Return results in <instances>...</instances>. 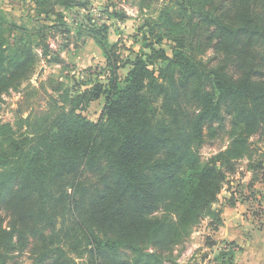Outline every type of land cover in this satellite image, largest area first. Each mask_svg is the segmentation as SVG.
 Wrapping results in <instances>:
<instances>
[{
    "label": "trees",
    "instance_id": "1",
    "mask_svg": "<svg viewBox=\"0 0 264 264\" xmlns=\"http://www.w3.org/2000/svg\"><path fill=\"white\" fill-rule=\"evenodd\" d=\"M32 2L48 12V0ZM176 2L187 23H172L168 6L160 15L173 28L171 54L150 29L133 59L97 38L106 83L63 95L53 115L22 119L23 134L0 121V264L32 240V264H162L212 214L264 129V0ZM37 33L0 10V100L29 78L36 50L48 54ZM103 95L97 122L77 111ZM226 122L228 146L202 161L199 145ZM161 208L173 216H155Z\"/></svg>",
    "mask_w": 264,
    "mask_h": 264
},
{
    "label": "rangeland",
    "instance_id": "2",
    "mask_svg": "<svg viewBox=\"0 0 264 264\" xmlns=\"http://www.w3.org/2000/svg\"><path fill=\"white\" fill-rule=\"evenodd\" d=\"M165 6L169 7L172 23H187L189 12L180 8L176 0H71L68 6L61 4V0H48L44 5L48 12L43 9L38 12L32 0H0V10L5 11L10 20L38 32L35 37L48 50L47 55L41 49L36 50L37 59L29 78L1 98V123H10L18 134H23L27 127L22 119L44 113L53 115L65 106L63 95H80L97 82L106 83L110 68L97 38L103 42L105 37L110 45H115L123 60L133 59L135 52L142 49L144 32L150 29L164 35L161 45L171 54L169 46L173 43L167 35L174 33L173 28L162 27L164 17H160ZM58 13L63 17H58ZM204 59H212V64L218 61L212 50L205 52ZM128 69L127 66L120 69L121 77ZM104 104L103 95L79 105L77 111L97 122ZM229 134L227 123L225 129H219L214 136L208 135L198 148L202 161L207 162L224 150ZM263 163L264 129L250 139L248 157L237 161L234 172L228 174L219 200L212 206V214L204 217L183 242L164 251L162 264H237V243L221 239L224 231L221 211L225 206L233 207L239 200L247 207L246 215L254 216L262 211L259 215L264 216ZM218 211L221 222L215 215ZM1 214L6 224L8 217L4 211ZM166 215L173 216L165 208L155 213L158 217ZM34 246L32 240L27 248H16L6 264H32ZM76 261L91 264L87 256H77Z\"/></svg>",
    "mask_w": 264,
    "mask_h": 264
},
{
    "label": "crops",
    "instance_id": "3",
    "mask_svg": "<svg viewBox=\"0 0 264 264\" xmlns=\"http://www.w3.org/2000/svg\"><path fill=\"white\" fill-rule=\"evenodd\" d=\"M238 201L221 211L224 230L221 239L237 243V264H264V216L259 215L262 211L254 216L246 215V205Z\"/></svg>",
    "mask_w": 264,
    "mask_h": 264
}]
</instances>
